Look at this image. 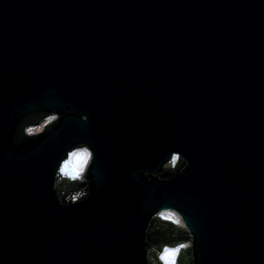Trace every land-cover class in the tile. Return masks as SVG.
Wrapping results in <instances>:
<instances>
[{
    "label": "water",
    "instance_id": "95a60500",
    "mask_svg": "<svg viewBox=\"0 0 264 264\" xmlns=\"http://www.w3.org/2000/svg\"><path fill=\"white\" fill-rule=\"evenodd\" d=\"M177 247L264 264V0H0V264Z\"/></svg>",
    "mask_w": 264,
    "mask_h": 264
},
{
    "label": "snow or ice",
    "instance_id": "6c2138e0",
    "mask_svg": "<svg viewBox=\"0 0 264 264\" xmlns=\"http://www.w3.org/2000/svg\"><path fill=\"white\" fill-rule=\"evenodd\" d=\"M89 158L90 153L87 151L73 153L71 159L61 168V172L67 175H72L73 177L78 176L79 173L84 170ZM166 218L171 219L172 217L169 216ZM178 252L179 249H165L161 258L166 260L168 264H174L175 256Z\"/></svg>",
    "mask_w": 264,
    "mask_h": 264
},
{
    "label": "rangeland",
    "instance_id": "374dc122",
    "mask_svg": "<svg viewBox=\"0 0 264 264\" xmlns=\"http://www.w3.org/2000/svg\"><path fill=\"white\" fill-rule=\"evenodd\" d=\"M42 126H43L42 124L39 125V126H30V127L27 128V130H28L29 132H34V131H37V130L41 129ZM82 151H87V152L89 153V151H88L86 148H84V147H82V148H80V149H77L76 152H82ZM76 152H75V153H76ZM162 213H163V215H164L165 217H169V216H171L173 219L175 218L170 212L165 211V212H162ZM172 249H176V248H172Z\"/></svg>",
    "mask_w": 264,
    "mask_h": 264
},
{
    "label": "bare ground",
    "instance_id": "6f19581e",
    "mask_svg": "<svg viewBox=\"0 0 264 264\" xmlns=\"http://www.w3.org/2000/svg\"><path fill=\"white\" fill-rule=\"evenodd\" d=\"M167 212H169V211H167ZM171 214L175 217L174 219H178V217L175 214H173V213H171ZM176 249H178V247Z\"/></svg>",
    "mask_w": 264,
    "mask_h": 264
},
{
    "label": "built area",
    "instance_id": "2783aa9c",
    "mask_svg": "<svg viewBox=\"0 0 264 264\" xmlns=\"http://www.w3.org/2000/svg\"><path fill=\"white\" fill-rule=\"evenodd\" d=\"M47 121H49V120H46V121H44V122H47ZM43 125V124H42ZM40 130V129H39ZM35 132V131H34ZM76 151H74V153H75ZM173 219V218H172Z\"/></svg>",
    "mask_w": 264,
    "mask_h": 264
}]
</instances>
